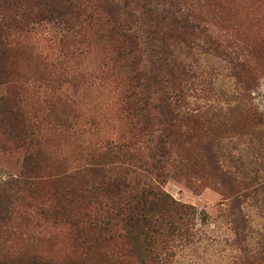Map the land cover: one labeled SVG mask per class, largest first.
I'll list each match as a JSON object with an SVG mask.
<instances>
[{"label":"rangeland","instance_id":"rangeland-1","mask_svg":"<svg viewBox=\"0 0 264 264\" xmlns=\"http://www.w3.org/2000/svg\"><path fill=\"white\" fill-rule=\"evenodd\" d=\"M196 3L207 32L190 48L170 42V49L188 70L181 106L203 118L189 126L200 136V143L188 145L200 159V173L171 170L161 179L172 198L194 210V228L189 237L171 242L164 264H264V0ZM207 35L223 47L211 45ZM99 41L98 36L85 38L82 55L73 62L79 75L71 82L74 105L54 112L31 110L38 121L33 129L41 168L33 198L12 191L21 154L0 150V201L11 210L0 221V264H109V246L83 242L69 227L89 206L83 197L86 182L62 177L86 156L87 139L95 142L97 134L116 136L126 129ZM28 44L53 54L35 39ZM12 57L14 73L0 85V96H15L28 90L33 77L40 78L41 60L31 50Z\"/></svg>","mask_w":264,"mask_h":264},{"label":"trees","instance_id":"trees-1","mask_svg":"<svg viewBox=\"0 0 264 264\" xmlns=\"http://www.w3.org/2000/svg\"><path fill=\"white\" fill-rule=\"evenodd\" d=\"M197 1L0 0V85L14 73L13 54L31 50L42 64L40 78L33 77L28 90L0 96V150L22 159L11 184L14 196L33 198L41 184L33 129L38 121L31 110L74 105L71 82L79 75L72 65L82 55L84 39L98 36L105 45L103 65L113 72L126 129L116 136L97 134L95 142L87 139L86 156L62 177L86 182L83 197L89 206L69 227L83 242L109 246V264H164L171 242L193 233L194 210L172 198L161 179L171 170L200 173V159L188 146L200 143V136L189 126L203 118L181 106L188 70L170 49V42L190 48L207 32ZM207 37L215 48L223 47L218 38ZM32 39L50 49L51 57L30 46ZM10 211L7 201H0V221Z\"/></svg>","mask_w":264,"mask_h":264}]
</instances>
